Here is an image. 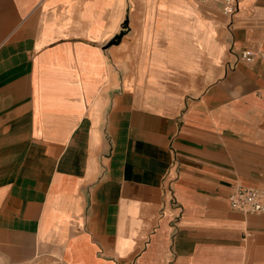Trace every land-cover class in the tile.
Wrapping results in <instances>:
<instances>
[{"label":"crops","instance_id":"1","mask_svg":"<svg viewBox=\"0 0 264 264\" xmlns=\"http://www.w3.org/2000/svg\"><path fill=\"white\" fill-rule=\"evenodd\" d=\"M239 185L264 186V0H0V264H264Z\"/></svg>","mask_w":264,"mask_h":264},{"label":"built area","instance_id":"2","mask_svg":"<svg viewBox=\"0 0 264 264\" xmlns=\"http://www.w3.org/2000/svg\"><path fill=\"white\" fill-rule=\"evenodd\" d=\"M203 3L220 2L224 13L233 16L239 9L242 0H198ZM258 52L247 50L242 53V58L246 61H253ZM230 206L234 210L243 213H263L264 212V186L239 185L229 197Z\"/></svg>","mask_w":264,"mask_h":264},{"label":"rangeland","instance_id":"3","mask_svg":"<svg viewBox=\"0 0 264 264\" xmlns=\"http://www.w3.org/2000/svg\"><path fill=\"white\" fill-rule=\"evenodd\" d=\"M119 40H120V36L118 35V36H116V37L114 38V43H117Z\"/></svg>","mask_w":264,"mask_h":264}]
</instances>
